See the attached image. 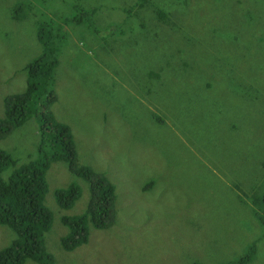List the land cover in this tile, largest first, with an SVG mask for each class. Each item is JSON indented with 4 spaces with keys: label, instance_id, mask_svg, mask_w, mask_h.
<instances>
[{
    "label": "rangeland",
    "instance_id": "rangeland-1",
    "mask_svg": "<svg viewBox=\"0 0 264 264\" xmlns=\"http://www.w3.org/2000/svg\"><path fill=\"white\" fill-rule=\"evenodd\" d=\"M48 45L49 110L80 169L114 185L116 220L66 251L62 219L87 210L91 183L52 162L45 253L56 264H264V0H0V118ZM39 123L0 140L17 162L5 179L44 160ZM69 187L79 198L62 206L55 192ZM15 237L0 226V251Z\"/></svg>",
    "mask_w": 264,
    "mask_h": 264
},
{
    "label": "trees",
    "instance_id": "trees-1",
    "mask_svg": "<svg viewBox=\"0 0 264 264\" xmlns=\"http://www.w3.org/2000/svg\"><path fill=\"white\" fill-rule=\"evenodd\" d=\"M42 32L45 31H38V38ZM53 48L48 45L41 55L26 65V89L4 100L5 117L0 118V140L35 115L40 122V150L45 152V158L16 168L5 179L4 172L17 167V162L0 149V226L8 227L16 234L13 243L0 251V264H24L27 260L38 264H56L43 247V237L53 223L52 214L44 205L48 189L46 173L52 162L66 161L75 174L91 183V198L87 210L79 216L62 219V223L70 231L61 241L66 251H74L86 244L90 228L105 230L116 220L114 185L105 176L89 169H80L70 128L59 122L49 110L57 101L54 70L58 60L55 59ZM55 194L57 202L67 207L72 206L79 198V192L74 187L56 190ZM253 250L254 246L239 262L249 261Z\"/></svg>",
    "mask_w": 264,
    "mask_h": 264
},
{
    "label": "clouds",
    "instance_id": "clouds-1",
    "mask_svg": "<svg viewBox=\"0 0 264 264\" xmlns=\"http://www.w3.org/2000/svg\"><path fill=\"white\" fill-rule=\"evenodd\" d=\"M13 173H14V172H13ZM13 173H12V174H13ZM12 174H11V175H12Z\"/></svg>",
    "mask_w": 264,
    "mask_h": 264
}]
</instances>
